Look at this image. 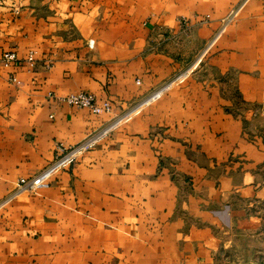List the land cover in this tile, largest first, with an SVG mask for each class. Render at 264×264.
Here are the masks:
<instances>
[{
	"label": "crops",
	"instance_id": "0c3cea01",
	"mask_svg": "<svg viewBox=\"0 0 264 264\" xmlns=\"http://www.w3.org/2000/svg\"><path fill=\"white\" fill-rule=\"evenodd\" d=\"M210 43L183 82L1 206L58 144L83 141ZM236 90L264 101V0H0V264H237L222 253L264 198V141L244 132ZM80 91L113 110L61 100Z\"/></svg>",
	"mask_w": 264,
	"mask_h": 264
},
{
	"label": "built area",
	"instance_id": "2783aa9c",
	"mask_svg": "<svg viewBox=\"0 0 264 264\" xmlns=\"http://www.w3.org/2000/svg\"><path fill=\"white\" fill-rule=\"evenodd\" d=\"M236 15V10H233L226 18L224 27L231 23ZM209 17V16H207ZM185 27L188 26V21L183 20ZM89 45L92 47L94 41L91 40ZM211 43L204 49L202 54L199 56L198 61L191 65L189 68L180 72L179 74L173 76L171 79L166 81L164 84L158 88L152 90L140 101L136 102L129 109L124 111L120 116L113 119L109 123L105 124L98 130L91 133L83 141L76 145L65 146L63 144H58L56 148V154L54 160L46 168H44L39 174L32 177H22L18 180L16 188L5 198L1 204L4 205L9 203L11 200L15 199L22 193L35 192L40 186L47 183L51 178L58 174L62 170H67L75 164L80 157H82L88 151L97 147L103 140L111 136L120 126L128 122L139 110L145 106L153 103L154 101L160 99L166 95L175 85L183 82L189 74H191L199 65L201 58L209 51ZM3 61L6 64H11L15 62L18 57L16 52L9 51L5 52L2 56ZM27 65L32 67L35 64V54L31 52L26 58ZM11 80L16 83H20L16 76H11ZM61 100L68 103L69 105L78 108H87L91 110L94 114L109 113L113 110V104L108 100L99 99L92 92L80 91L77 93H71Z\"/></svg>",
	"mask_w": 264,
	"mask_h": 264
},
{
	"label": "rangeland",
	"instance_id": "374dc122",
	"mask_svg": "<svg viewBox=\"0 0 264 264\" xmlns=\"http://www.w3.org/2000/svg\"><path fill=\"white\" fill-rule=\"evenodd\" d=\"M234 111L241 115L244 132L251 140L264 141V101L250 102L233 91ZM228 227H230L228 220ZM231 245L222 257L237 264H264V198L248 204L247 219L231 230Z\"/></svg>",
	"mask_w": 264,
	"mask_h": 264
}]
</instances>
